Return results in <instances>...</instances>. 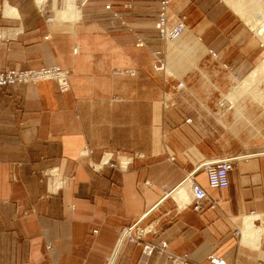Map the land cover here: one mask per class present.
<instances>
[{
	"label": "crops",
	"instance_id": "crops-1",
	"mask_svg": "<svg viewBox=\"0 0 264 264\" xmlns=\"http://www.w3.org/2000/svg\"><path fill=\"white\" fill-rule=\"evenodd\" d=\"M231 7L249 22L233 0H171L169 24L187 27L164 44L158 0H0V66L70 73L63 93L0 87V264H162L142 254L161 239L187 264H264V110L227 96L262 49ZM222 156L229 186L195 172L208 200L194 210L188 175ZM106 157L115 168L94 170ZM136 220L154 232L117 241Z\"/></svg>",
	"mask_w": 264,
	"mask_h": 264
},
{
	"label": "built area",
	"instance_id": "built-area-1",
	"mask_svg": "<svg viewBox=\"0 0 264 264\" xmlns=\"http://www.w3.org/2000/svg\"><path fill=\"white\" fill-rule=\"evenodd\" d=\"M170 2L171 0H158L156 25L158 27L160 40L163 43H167L178 37L186 27V15L184 14L178 15L176 17L175 23L173 25H169ZM110 6L111 4L108 3L106 8H110ZM161 67L157 68L161 69ZM69 74V69L62 68L58 65L25 70L11 68L0 69V87L20 86L23 84H32L46 80H53L56 82L61 92H66L69 89ZM180 85L181 83H178L177 86ZM109 158H103L99 163L93 165L94 170L99 171L103 168V166L115 168L116 165L109 163ZM235 158L236 157L222 156L205 160L188 175L187 179L191 180L195 172L201 171L205 174L207 185L210 188H227L229 186V171ZM190 185L193 195L192 207L194 210H201L203 208L204 201L208 200L207 194L201 186L192 180ZM210 206L213 207L214 203H211ZM152 231L153 228L151 225L141 227L139 225V221H136L135 223L120 230L117 241L122 237L121 243L123 241H125L126 244L139 243L148 232ZM235 233L239 234L240 231L236 229ZM153 252L157 253L159 256H164L166 263L168 262L169 264H187L188 262V255L186 253L176 254L168 251V243L162 239L157 243L147 242L143 244L142 254L144 256H150ZM208 261L210 264H227L224 262L225 260L223 258L214 254L208 256Z\"/></svg>",
	"mask_w": 264,
	"mask_h": 264
},
{
	"label": "rangeland",
	"instance_id": "rangeland-1",
	"mask_svg": "<svg viewBox=\"0 0 264 264\" xmlns=\"http://www.w3.org/2000/svg\"><path fill=\"white\" fill-rule=\"evenodd\" d=\"M225 2H226V0H224ZM263 2H264V0H263ZM170 7V6H169ZM232 8V7H231ZM233 9V8H232ZM233 11L236 13V11H235V9H233ZM183 14V13H182ZM237 14V13H236ZM184 15H186V14H184ZM246 24H247V26L251 29V31H252V33L254 34V37H255V39L258 41V43L259 44H261V46H259L261 49H262V51H261V55H260V57L258 58V60L256 61V63H255V65L253 66V68L251 69V71H249V73H247L244 77H242V78H237V77H235L234 76V78H235V85L233 86V88H232V91L227 95L228 96V98H231L232 97V101L233 100H235L236 98H239V97H242V96H250V97H253L256 101H258L261 105H262V108H263V110H264V77H262L261 79H257L256 81H254L253 83H252V85H242V86H240L241 84H240V82L241 81H243L246 77H248L250 74H251V72H253V70L264 60V38L261 36V35H259L258 33H257V29L259 30V26L257 25V26H252V24L250 25V23L249 22H247L245 19H243L242 17H241V15L240 14H237ZM177 17V16H176ZM176 17H175V21H176ZM262 19H263V22H264V14H263V16H262ZM170 20H171V15H170ZM169 20V21H170ZM170 25V24H169ZM186 27H187V15H186ZM185 27V28H186ZM258 27V28H257ZM254 28V29H253ZM257 28V29H256ZM184 31V30H183ZM182 31V32H183ZM159 39H160V37H159ZM177 39H174V40H172V41H169V42H167V43H164V44H171V43H173V42H175ZM163 43V42H162ZM158 53L159 52H156V55H154L155 56V58L157 59V67H161V70L163 71V77L165 76L164 74L166 73V72H168V71H165V69H163V65H162V63H161V59L158 57ZM51 66H53V65H51ZM45 67H49V66H45ZM6 68H8V67H4V66H0V69H6ZM40 68V67H39ZM62 68H64V67H62ZM34 69V68H33ZM66 69H68V68H66ZM157 69H160V68H157ZM165 71V72H164ZM168 77V78H167ZM233 78V79H234ZM53 81V80H52ZM165 81L166 82H173V83H171L172 84V87H170V88H168V89H170V90H174V92H176V91H178V88L180 89V88H183L184 87V83H182V81H180V80H176L174 77H172V75H169V74H167L166 75V78H165ZM178 83H181V85L180 86H177L178 85ZM32 84H35V83H32ZM23 85H26V84H23ZM174 85V86H173ZM168 89H166V90H168ZM63 93V92H62ZM233 104V103H232ZM220 105H222L223 106V102H221V104ZM236 114H237V117H239V119H241V120H244V119H246L247 117H246V114H245V112L244 111H241L240 109H236ZM248 122H249V120H248V118L246 119ZM53 177H54V179H53ZM45 179H46V181L48 182V185H50V186H52V184H53V186L56 184L55 182H56V180H57V178L55 177V173L54 172H50V174L49 175H45ZM59 182L61 183L62 181H60L59 180ZM60 183H58V185L60 184ZM61 185V184H60ZM51 190V189H50ZM137 221V220H136ZM136 221H134V222H132V223H130L129 225H131V224H133V223H135ZM150 224V223H149ZM129 225H127V226H129ZM146 226H148V224L147 225H145V226H141V227H146ZM126 227V226H125ZM124 228V227H123ZM120 232V231H119ZM118 236H119V233H118ZM118 238V237H117ZM111 256V255H110ZM158 257L160 258V261L162 262V264L164 263V262H166L165 261V257L164 256H159L158 255Z\"/></svg>",
	"mask_w": 264,
	"mask_h": 264
},
{
	"label": "bare ground",
	"instance_id": "bare-ground-1",
	"mask_svg": "<svg viewBox=\"0 0 264 264\" xmlns=\"http://www.w3.org/2000/svg\"><path fill=\"white\" fill-rule=\"evenodd\" d=\"M233 5H235L243 14L245 13L247 15L246 17L249 18L248 20L250 25L252 24L254 27L258 25L260 27L259 30L257 29L258 27L256 28L257 33L264 38V22L262 19L264 14L263 0H233ZM178 37L174 39H177ZM262 77H264V60L253 70V72H251L248 77L240 82V86L252 85L254 81L261 79Z\"/></svg>",
	"mask_w": 264,
	"mask_h": 264
}]
</instances>
